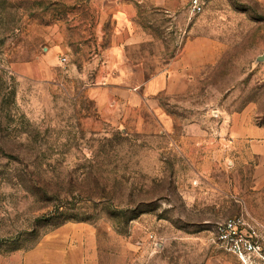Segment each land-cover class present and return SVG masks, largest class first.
Here are the masks:
<instances>
[{"label": "rangeland", "instance_id": "1", "mask_svg": "<svg viewBox=\"0 0 264 264\" xmlns=\"http://www.w3.org/2000/svg\"><path fill=\"white\" fill-rule=\"evenodd\" d=\"M189 1L0 0V264H264V0ZM173 62L183 94L103 118L111 65Z\"/></svg>", "mask_w": 264, "mask_h": 264}, {"label": "crops", "instance_id": "2", "mask_svg": "<svg viewBox=\"0 0 264 264\" xmlns=\"http://www.w3.org/2000/svg\"><path fill=\"white\" fill-rule=\"evenodd\" d=\"M110 67L113 72L106 74L102 85L93 91L98 95L99 112L106 120L121 122L159 95L183 94V74L174 62L169 69L144 81L137 74L120 72L118 65Z\"/></svg>", "mask_w": 264, "mask_h": 264}, {"label": "built area", "instance_id": "3", "mask_svg": "<svg viewBox=\"0 0 264 264\" xmlns=\"http://www.w3.org/2000/svg\"><path fill=\"white\" fill-rule=\"evenodd\" d=\"M212 0H190L188 13L191 17L203 14ZM246 223L240 219H229L218 226V236L222 244L230 247L243 262L251 260L250 256L260 255V248L253 242V236L247 233Z\"/></svg>", "mask_w": 264, "mask_h": 264}]
</instances>
